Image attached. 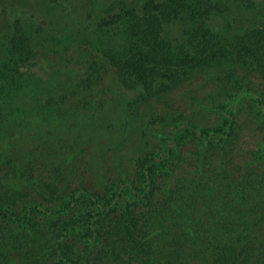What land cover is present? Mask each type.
<instances>
[{
    "label": "trees",
    "instance_id": "1",
    "mask_svg": "<svg viewBox=\"0 0 264 264\" xmlns=\"http://www.w3.org/2000/svg\"><path fill=\"white\" fill-rule=\"evenodd\" d=\"M133 1L96 8L84 27L55 15L58 26L37 30L0 11V165L12 176L0 185V264H264V168L234 165L237 99L250 94L264 117L243 79L217 106L219 125L174 122L158 151L131 156V179L90 175L96 164L79 148L117 150L119 119L132 134L144 120L148 133L136 102L152 106L194 77L264 80V27L238 20L245 9ZM39 57L57 66L45 82L30 72ZM19 138L73 150L76 168L50 167L55 151H8Z\"/></svg>",
    "mask_w": 264,
    "mask_h": 264
},
{
    "label": "rangeland",
    "instance_id": "2",
    "mask_svg": "<svg viewBox=\"0 0 264 264\" xmlns=\"http://www.w3.org/2000/svg\"><path fill=\"white\" fill-rule=\"evenodd\" d=\"M65 1L66 0H6V2L2 4L3 6L0 5V8L2 7L0 11H16L15 13L20 16V19H22L24 23L32 25L31 28L37 30L40 28L46 29L48 27L51 28V26H58L55 15L60 16L59 20L64 25L69 26L70 23H73V19H75L76 22H81V26L84 27L91 22L90 17H94V12L96 10L106 8L109 2H134L133 0H72L73 4L68 5ZM225 1L228 6L238 8V11L242 8L245 9L246 14L244 16H242L243 14L236 15V17L239 18L238 20L247 22L249 26L256 24L260 27H264V0ZM30 9L32 11H30ZM16 18L18 17L12 18L11 21H14ZM56 67L57 66H53L52 59L47 60L43 57H39L34 61V65L30 67V72L34 73L41 81L45 82L46 78L52 72V69ZM240 75V77L231 82H217L209 77H194L177 91L161 98L154 99L152 101V106L151 102L145 107H143V102H136L135 104L138 106L137 113H139L138 117H141L143 113L147 114L146 119L150 122L148 133L145 135L144 128L146 124L144 120L139 122L142 127L138 128L139 130L136 129L135 134H132L128 128L130 124L123 119H119L116 125L109 128V131L114 134L121 145L117 150L109 154H107L109 151L106 153L100 152V155L97 154L98 152L96 150L94 151L91 148H86L84 150V147L79 148L83 157L87 155L85 158L90 162L94 160L96 164L93 172L90 174L91 177H94V171H98V173L95 172L96 175H104V173L111 170L113 171L111 174L114 178L126 177L131 179L133 177L130 164L131 156L137 153L146 154L158 151L162 146V138L168 136L171 131H173V126L175 127L176 125L174 122L180 123L193 120L196 124L205 128L219 125L222 119V113L217 110V106L225 103L228 95H230L237 86L236 81H241V79H243V86L249 87L264 99V80L254 73L249 74L247 72H242ZM46 87L48 92L52 86L47 82ZM137 97L138 93L137 96L135 93L130 96H125V100L133 103V101H138L136 99ZM135 112L134 110V113ZM235 117L237 130L236 137L233 140V148L235 149V158L237 159L234 165L236 167L241 166L246 169L249 167L255 171H260V169L264 168V117L260 113L257 102L250 94L244 93L237 99ZM161 122H163L165 126L168 125L167 128ZM106 124L109 125L108 123ZM4 136V133L0 131V143L4 139ZM25 142L26 139L24 138L17 139L15 143L13 139H11L8 151L11 150L15 152L19 150L24 154L32 148L33 158L38 160L44 159L45 152L49 151L53 153V151H55L56 154L53 155L54 162H49L50 167H55L54 164L60 165L65 176L69 172V165L71 166L70 170L72 172L74 170L73 168H76V160L73 159L71 162L67 160L68 155L73 154V150L57 146L54 143H48L49 146H46V142L42 140H36L34 145H29ZM83 157L81 158L83 159ZM35 175H39V172H36ZM82 176L80 171V180H82ZM10 177L12 176H7V171L0 165V185L1 183H6L12 186Z\"/></svg>",
    "mask_w": 264,
    "mask_h": 264
}]
</instances>
